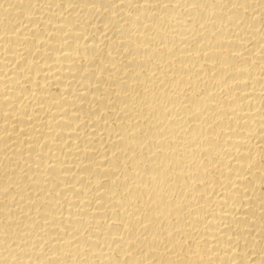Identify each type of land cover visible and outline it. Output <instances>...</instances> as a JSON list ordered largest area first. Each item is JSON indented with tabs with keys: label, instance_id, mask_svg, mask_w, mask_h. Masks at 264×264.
Here are the masks:
<instances>
[{
	"label": "bare ground",
	"instance_id": "bare-ground-1",
	"mask_svg": "<svg viewBox=\"0 0 264 264\" xmlns=\"http://www.w3.org/2000/svg\"><path fill=\"white\" fill-rule=\"evenodd\" d=\"M0 264H264V0H0Z\"/></svg>",
	"mask_w": 264,
	"mask_h": 264
}]
</instances>
